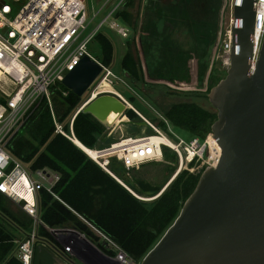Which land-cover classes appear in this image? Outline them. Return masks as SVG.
Here are the masks:
<instances>
[{"label": "built area", "instance_id": "1", "mask_svg": "<svg viewBox=\"0 0 264 264\" xmlns=\"http://www.w3.org/2000/svg\"><path fill=\"white\" fill-rule=\"evenodd\" d=\"M128 1L104 0L102 10L108 9V16L94 32L85 35L88 27L86 0H0V92L6 97V104H0V194L32 220L29 233L15 241L16 257L21 264H33L39 245L55 248L65 264H76V260L86 264L142 263L135 261L118 244L96 229L103 238L102 249L95 245L91 247L88 244L90 240L74 228L51 227L45 223L41 212V193L45 191L59 200L55 188L61 176L49 168L34 169L8 149L11 138L44 99L53 108V86L63 82L86 56L94 59L102 67V72L85 94V102L72 117L71 132L75 118L86 105L100 96L111 95L112 92L105 88L110 86L115 90L116 77L111 66L103 65L90 55L89 46L106 25L123 39L131 37L132 30L117 17L126 9ZM255 11L258 54L264 38V0H255ZM232 29L221 50L228 66L233 48ZM119 96L127 108L147 123L153 135L168 137L173 142L172 146L149 143L148 137L152 135L137 140L125 138L122 142L125 143L124 147L114 149L110 154L112 157L117 155V161L125 168L159 160L163 156V147L178 156L181 172L193 165L196 167L193 173L218 166L222 149L213 133L204 139L193 137L185 140L177 137L172 140L168 136L172 132V125L166 118L162 119L167 128L165 131L144 118L122 95ZM109 165L108 162L106 167ZM41 230H45L46 237L41 238Z\"/></svg>", "mask_w": 264, "mask_h": 264}, {"label": "trees", "instance_id": "2", "mask_svg": "<svg viewBox=\"0 0 264 264\" xmlns=\"http://www.w3.org/2000/svg\"><path fill=\"white\" fill-rule=\"evenodd\" d=\"M130 2L131 0L128 1L127 6ZM183 9L184 19H189L187 6ZM117 17L131 28L132 15L127 13L126 9ZM163 20L164 16L151 17L155 29L164 22ZM207 26L210 31L204 36L206 43L211 44L217 37L218 24ZM94 40L102 50V58L98 61L105 66H111L114 56L112 42L101 32ZM181 60L184 63L175 67L177 70L174 74L175 79L188 77L185 70L187 72L189 70L185 60L182 58ZM207 68L208 64L201 61L202 83ZM123 71L129 73V79L133 82L140 79L130 49L123 61ZM213 81L217 83V80L211 76L210 85ZM111 94L118 96L115 91ZM51 101L57 121L66 124V121L74 116L82 97L75 95L62 82H58L51 90ZM0 104H6V97L1 92ZM109 106L108 111H111L112 115L123 108L121 103L115 101ZM33 112L11 138L8 149L17 158L31 164L34 169L49 168L61 176V181L55 188L59 200L45 191L41 193V212L44 222L51 227L74 228L102 249L97 232L94 230L96 229L118 244L135 261H142L179 217L184 204L195 191L203 171L192 174L187 171L181 172L160 196L158 194L162 187L153 188L142 181H139L140 188H133L132 183L123 175V169L120 168L122 166L116 160L110 167H106L108 161L104 158L113 150L95 149L92 153L91 150H94L98 138L106 129L91 114L80 112L77 115L69 140L55 133V124L46 99ZM136 117L137 115L130 110L129 118ZM165 118L172 126L189 132L192 138L204 139L207 133L211 132L217 114L195 103H177L165 111ZM28 124L30 125L27 127ZM65 128L70 132L69 125ZM148 141L165 146L173 145V142L165 136L152 135ZM92 159L102 164L106 171ZM107 172H113L112 174L119 178V182ZM122 180L132 186L134 191L131 192L137 198L125 188L127 185ZM146 196H154V198ZM155 200L157 202L152 205H145L143 202L150 203ZM13 206L9 199L0 194V264H21L16 257L15 241L28 234L32 227V220L20 208L15 209ZM9 226L13 230L7 228ZM14 232L19 236L16 237L17 233ZM40 235L44 238L47 233L41 230Z\"/></svg>", "mask_w": 264, "mask_h": 264}, {"label": "water", "instance_id": "3", "mask_svg": "<svg viewBox=\"0 0 264 264\" xmlns=\"http://www.w3.org/2000/svg\"><path fill=\"white\" fill-rule=\"evenodd\" d=\"M255 16V0H236L229 69L210 94L222 158L202 173L175 223L141 264H264V38L257 54ZM101 72L86 56L62 83L84 97ZM109 101L123 105L120 114L126 111L119 98L103 95L82 112L109 127ZM135 124L147 126L144 120Z\"/></svg>", "mask_w": 264, "mask_h": 264}, {"label": "rangeland", "instance_id": "4", "mask_svg": "<svg viewBox=\"0 0 264 264\" xmlns=\"http://www.w3.org/2000/svg\"><path fill=\"white\" fill-rule=\"evenodd\" d=\"M235 3L236 0H150L148 2L147 0H131L126 8V12L132 15L130 24L132 29L129 27L132 30V35L128 39L129 41L120 37L108 25L99 31L107 35L114 47L111 69L116 77L115 90L132 104L144 118L155 126H160L165 131L167 128L162 123V119L165 118V111L177 103H195L217 114L210 102V94L226 78L229 69L228 64L222 57L221 50L222 44L233 27ZM103 5L104 0H86L88 27L85 35L94 32L103 19L108 16L109 10H102ZM185 6H187L189 19H184L183 17V7ZM97 13H99L97 17H94ZM152 16H164V22L159 24L157 29L151 23ZM214 23L218 24L217 37L211 44H208L204 35L210 31L207 25ZM128 49L134 55L137 71L139 72L140 79L136 82L126 78L123 71V61ZM89 53L96 60H101L102 58L101 46L94 39L89 46ZM181 58L185 60L189 70V72L185 70L188 73V77L175 79L174 74L177 71L175 67L184 63ZM201 61L208 64L203 83L200 79ZM183 74L185 73L183 72ZM211 76L217 80L216 84L213 81L210 85ZM108 88L110 87L106 89ZM84 102L85 98L82 97V101L74 114ZM50 110L56 128L55 133L71 140L69 136L71 135L73 116L66 121V124L59 123L53 108H50ZM130 110L126 108L123 114L116 112L110 117L111 123H109V127L103 125L106 131L98 138V143L93 149L109 150L114 145L122 143L125 138L154 134L148 126L136 125L135 122L143 119L134 111L137 117L130 119ZM68 125L70 132H67L65 128ZM171 129L172 132L168 136L172 140L177 139V137L185 140L192 138V135L185 130L174 126ZM211 133L212 127L211 132H208L207 136ZM162 155L157 161H150L130 168H125L121 165L117 161V155L113 157L108 155L104 159H107L110 163L109 167L116 160L122 166L120 168L123 169V175L132 183L133 188H140L139 181H142L153 188L162 187V192L167 189L170 182H173L172 179H175L181 172L179 171L181 166H179L178 156L174 151L163 147ZM91 156L93 157V155ZM93 161L99 165L96 160ZM101 168L105 170L103 167ZM195 168V165H193L184 171L192 174ZM124 183L126 184V182ZM126 185L131 191H134L132 186ZM158 195L160 196V194ZM146 197L154 198V196ZM143 202L145 205H152L157 201ZM13 207L16 209L17 206L14 205ZM1 220L4 222L3 219ZM5 222L7 223V221ZM7 228L12 229L10 226ZM18 236L19 234L17 233L16 237ZM97 237L98 242L102 244L103 238L99 234H97ZM93 245L99 247L95 243ZM37 252L39 254V262L35 264L66 263L53 247L39 245ZM76 264L84 263L77 260Z\"/></svg>", "mask_w": 264, "mask_h": 264}, {"label": "crops", "instance_id": "5", "mask_svg": "<svg viewBox=\"0 0 264 264\" xmlns=\"http://www.w3.org/2000/svg\"><path fill=\"white\" fill-rule=\"evenodd\" d=\"M106 89V88H105ZM109 89V91H115L117 94H118V96H119V93H118V91H116V90H114V89H112V88H108ZM112 95V94H111ZM117 96V97H118ZM119 98H120V96H119ZM89 105V104H88ZM88 105H86V106H88ZM117 115V114H116ZM119 115V114H118ZM112 116V113H111V111H108V113H107V116L105 117L106 118V120H107V122L108 123H111V121H110V117ZM109 119V120H108ZM113 123V122H112ZM144 136H138V137H135V138H132V139H141V138H143ZM152 137V136H151ZM151 137H148L149 139L151 138ZM132 142H134L133 140H132ZM123 145H125V143H121V144H116V145H114L113 147H111V150H113L114 151V149L115 150H117V149H119V148H122V147H124ZM97 150V149H96ZM106 150H108V149H106ZM110 150V149H109ZM110 150V151H111ZM92 151V153L95 151V149L94 150H91ZM113 151H111V153H113ZM118 152V151H117ZM90 155V154H89ZM77 261V260H76ZM36 262H39V254H38V252H36L35 253V257H34V261H33V264H35ZM82 262V261H81ZM84 263V262H83ZM84 264H86V263H84Z\"/></svg>", "mask_w": 264, "mask_h": 264}, {"label": "bare ground", "instance_id": "6", "mask_svg": "<svg viewBox=\"0 0 264 264\" xmlns=\"http://www.w3.org/2000/svg\"><path fill=\"white\" fill-rule=\"evenodd\" d=\"M0 80H1V73H0ZM110 87V86H109ZM107 88V87H106ZM110 88H112V87H110Z\"/></svg>", "mask_w": 264, "mask_h": 264}]
</instances>
